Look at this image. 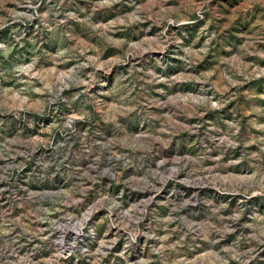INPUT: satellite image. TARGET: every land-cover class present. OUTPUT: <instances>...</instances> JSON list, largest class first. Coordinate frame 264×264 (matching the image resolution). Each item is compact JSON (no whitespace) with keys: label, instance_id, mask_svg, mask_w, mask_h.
I'll list each match as a JSON object with an SVG mask.
<instances>
[{"label":"rangeland","instance_id":"obj_1","mask_svg":"<svg viewBox=\"0 0 264 264\" xmlns=\"http://www.w3.org/2000/svg\"><path fill=\"white\" fill-rule=\"evenodd\" d=\"M0 264H264V0H0Z\"/></svg>","mask_w":264,"mask_h":264},{"label":"water","instance_id":"obj_2","mask_svg":"<svg viewBox=\"0 0 264 264\" xmlns=\"http://www.w3.org/2000/svg\"><path fill=\"white\" fill-rule=\"evenodd\" d=\"M62 238H63V240H64L65 237H62Z\"/></svg>","mask_w":264,"mask_h":264}]
</instances>
